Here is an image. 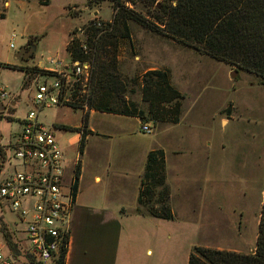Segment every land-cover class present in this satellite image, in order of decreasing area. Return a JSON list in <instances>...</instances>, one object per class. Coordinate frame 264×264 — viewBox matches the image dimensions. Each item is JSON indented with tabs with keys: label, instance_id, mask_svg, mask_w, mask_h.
Returning <instances> with one entry per match:
<instances>
[{
	"label": "crops",
	"instance_id": "obj_1",
	"mask_svg": "<svg viewBox=\"0 0 264 264\" xmlns=\"http://www.w3.org/2000/svg\"><path fill=\"white\" fill-rule=\"evenodd\" d=\"M209 89L205 84L191 93L182 91L184 111L176 124L97 110H90L85 126L56 122V139L66 151L78 146L82 132L71 135L65 127L86 129L83 150L77 149L72 161L65 158L67 182L70 177L73 183L77 166L80 172L66 264H188V251L190 257L198 243L245 253L243 248L224 246L235 241L245 245L235 239V231H224L230 239L221 246L197 238L206 228L226 229L230 219L233 223L255 202L260 174L264 181V129L255 119L243 117L233 96L207 95ZM135 100L141 102L142 95ZM144 122L152 125V133L141 130ZM239 122L248 126L236 141ZM155 148L165 152L174 219L138 211L146 160ZM259 195L262 209L264 189Z\"/></svg>",
	"mask_w": 264,
	"mask_h": 264
},
{
	"label": "trees",
	"instance_id": "obj_2",
	"mask_svg": "<svg viewBox=\"0 0 264 264\" xmlns=\"http://www.w3.org/2000/svg\"><path fill=\"white\" fill-rule=\"evenodd\" d=\"M48 3L49 0H41ZM104 1L112 3L115 15L111 21L94 17L83 28V38L71 32L67 51L72 61H89L91 72L83 95L84 102L69 105L84 110L83 123L87 125L90 110L139 116L154 124L181 121L185 94L172 82L170 69L156 68L141 77L126 81L119 71L118 48L121 39H130L129 22L133 21L148 30L171 38L233 68L257 75L264 85V0H167L155 4L153 19L127 5L135 0H88L90 7ZM154 0L152 1V3ZM6 14L0 13V17ZM101 20L104 26L96 22ZM87 46V49L84 46ZM10 68H18L5 64ZM24 70V68H20ZM29 73V67L25 69ZM25 83V82H24ZM138 85L141 102L135 100L134 89ZM80 130L81 151L86 143V129ZM79 166L72 183L74 196L77 191ZM170 187L167 184L166 158L162 148L148 153L138 194V211L154 217L174 219L170 204ZM4 236L16 253L17 240L3 223ZM68 241L66 237L65 242ZM68 249L64 245L56 264H66ZM29 260L28 255L24 256ZM31 260V259H30ZM188 264H264V201L260 213L259 231L254 251L244 253L234 250L196 246Z\"/></svg>",
	"mask_w": 264,
	"mask_h": 264
},
{
	"label": "rangeland",
	"instance_id": "obj_3",
	"mask_svg": "<svg viewBox=\"0 0 264 264\" xmlns=\"http://www.w3.org/2000/svg\"><path fill=\"white\" fill-rule=\"evenodd\" d=\"M5 1H10V4ZM135 1L133 4L128 2L127 5L149 19H153L155 4L164 3L167 0H154L153 3V0ZM3 12L6 15L0 17V80L8 87L11 95L16 97V107L15 111L9 113V117H0V132L5 138L12 135L15 140L17 133L23 127L21 119L30 110L36 109L34 97L37 86L54 80V75L47 74L39 68L38 64L40 62L47 64L51 57H60L66 63H70L67 44L71 38V32L76 29L74 36L83 38V28L90 20L98 16L105 21H111L115 12L109 1L90 7L88 0H49L48 3H43L41 0H0V13ZM95 12L99 14L95 15ZM129 26L131 37L121 39L118 48L119 71L126 81L141 77L148 71L150 65H163L162 68L166 66L170 69L173 84L181 92L191 93L206 84L212 88L207 91V95L233 96L231 98L237 102V109L241 110L243 117L255 119L260 129H264V85L257 75L232 68L231 65L211 57L201 58L199 54H204L194 48L154 33L136 22L130 21ZM13 32L17 34V37L12 40ZM11 43L14 44L13 47ZM25 46L34 49L33 54L29 57L17 56ZM5 64L18 68H10ZM21 67L24 70L20 69ZM28 67L29 73L25 70ZM83 83L88 85V80L83 78ZM83 83H74L66 95L73 102L85 103L87 107V103L84 102L86 95L80 91ZM129 87L135 91L136 96L133 98H137L140 93L139 86L129 84ZM39 116L54 134L58 135L60 129L56 124L57 121L60 120L69 125H81L84 110L69 104H60L44 109ZM247 126L245 122H239L235 126L236 141L241 140L239 132L244 131ZM71 131H73L71 135H75L80 130ZM77 149L81 152L80 143L77 147L63 150L65 158L69 157L72 161L76 157ZM14 163L17 164L19 161L15 160ZM68 180L67 183L70 184V177ZM257 188L259 189L256 200L248 210H245L242 215L239 214V217L234 215L233 223L230 219L226 229H203L202 235H199L197 240L209 243L216 241L218 243H212V246H218V244L221 246L222 242L230 239L228 236H223L224 231H228L229 234L231 231L234 234L235 231L237 233L235 239L241 238L245 245H239L235 241L224 246L243 248L245 253L251 252V247L256 246L259 231L261 212L259 194L264 189L262 174L258 177ZM0 202L2 203V206L0 205V243L6 241L2 230L4 223L14 234L15 239L21 240L23 245L27 246L25 223L20 221L5 199L0 198ZM197 245L204 246L200 243ZM188 259L189 251L187 262ZM180 260H183V254Z\"/></svg>",
	"mask_w": 264,
	"mask_h": 264
},
{
	"label": "built area",
	"instance_id": "obj_4",
	"mask_svg": "<svg viewBox=\"0 0 264 264\" xmlns=\"http://www.w3.org/2000/svg\"><path fill=\"white\" fill-rule=\"evenodd\" d=\"M96 23L100 27L105 24L101 20ZM16 37L13 32L12 40ZM84 47L87 49L86 45ZM39 68L54 75V80L37 86L36 109L21 119L23 127L15 140L12 135L5 138L0 133V198L5 199L25 223L28 243L24 246L16 239L21 253H16L7 240L0 243V264H56L62 247L69 249L70 245L75 203L72 183L68 184L65 178L64 151L39 115L46 108L73 102L66 95L67 91L74 83H83V78L88 80L91 64L80 60L66 63L60 57H51ZM80 91H87L85 83ZM15 107L16 97L0 80V117H9ZM141 130L152 133L153 127L144 122ZM15 160L19 163L15 164Z\"/></svg>",
	"mask_w": 264,
	"mask_h": 264
},
{
	"label": "water",
	"instance_id": "obj_5",
	"mask_svg": "<svg viewBox=\"0 0 264 264\" xmlns=\"http://www.w3.org/2000/svg\"><path fill=\"white\" fill-rule=\"evenodd\" d=\"M34 49L28 48L27 46L23 47L22 50L18 53L17 56L22 57H29L31 54H33Z\"/></svg>",
	"mask_w": 264,
	"mask_h": 264
},
{
	"label": "flooded vegetation",
	"instance_id": "obj_6",
	"mask_svg": "<svg viewBox=\"0 0 264 264\" xmlns=\"http://www.w3.org/2000/svg\"><path fill=\"white\" fill-rule=\"evenodd\" d=\"M31 40L27 43L28 45L30 44ZM29 48V47H28Z\"/></svg>",
	"mask_w": 264,
	"mask_h": 264
}]
</instances>
